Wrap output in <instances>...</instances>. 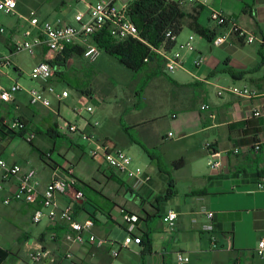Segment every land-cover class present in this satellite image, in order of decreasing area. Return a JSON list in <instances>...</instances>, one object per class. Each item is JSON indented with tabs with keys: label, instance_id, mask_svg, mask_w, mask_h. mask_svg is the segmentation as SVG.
<instances>
[{
	"label": "crops",
	"instance_id": "1",
	"mask_svg": "<svg viewBox=\"0 0 264 264\" xmlns=\"http://www.w3.org/2000/svg\"><path fill=\"white\" fill-rule=\"evenodd\" d=\"M132 1L133 0H128L121 4H128ZM17 2V13L12 14L15 15L16 18L9 26V33L5 38V43L12 54L16 53L13 51V36L19 31L23 29L25 31L27 29L26 26L29 23L22 18V15H26L30 9L38 10V14H40L42 19L56 20L57 18H62L68 20L66 14L72 4H82L77 0H17ZM181 6L185 12L196 14L198 21L202 25L211 29H216L218 34L228 31L229 27L219 28L214 24L210 18V11L213 7L222 9L229 19L235 20L243 29L254 33L258 37L264 32V0H201L196 4L184 3ZM205 12L209 20H201ZM54 15H56V17H53ZM187 24L185 26H187ZM190 31L193 32L192 34L195 33L191 29ZM189 36L186 35L182 37L180 33L176 37V41L177 43L184 42L188 40ZM199 36L200 38L196 42L194 38L196 50L193 52H184L183 68L178 70L177 77L170 78L171 89L166 88L167 82L164 76L167 75V73L164 70L154 75L150 79V82L153 79H158L157 82L154 83V86L156 94L160 96L159 98L169 99L171 102L174 101L180 105L187 99L188 94L191 93V95H195L192 91L193 89H197V91L205 97L199 106V110L196 109L194 112L196 114H189L182 122L187 125H192L193 129L187 130L188 132L184 130L182 133L183 135H181L177 141L183 142L200 133L212 131L213 137L215 138L210 142L214 150L220 153V156H212L207 146L204 145V147L212 157L210 160L220 159L222 164L218 169H213L209 164V160L208 165L211 170L206 172L196 167L195 170H190V174H187V172L183 174L181 171L185 169L186 163L183 158H180L184 160V164L182 167H175L177 177L172 179L175 183V195L173 197L179 193V189L182 187L184 198L181 197L182 205H180L178 210L173 207L164 210L162 221L171 230H191L192 233L193 231H197L203 236V234L209 233L204 230V225L211 221L203 217L196 218L195 216L192 220L191 214L198 215L203 208L212 210L215 212L214 219L211 222L215 225V230L212 233H215L217 237V242L215 244L212 242V234L209 233L212 245L218 247L221 240H228L230 244L233 242V248L234 237L230 233H233L232 230H234L236 226L233 218L237 210L224 208L222 204L228 203L235 197V188L243 186V188H247V192H253L258 189L259 183H264V46L259 40L253 43H247L246 40L237 33H232L228 41L215 46L212 43L208 46L205 40L207 42L209 41L201 35ZM209 50L211 51L210 53ZM47 56V48H39L36 51L35 60L39 61ZM199 57H203L204 61L200 65H196L195 60ZM68 60L69 67L63 69L65 78L63 75L59 76L56 74L53 79L54 83L66 79V76L82 78L88 70L91 73L88 64L94 61L86 59L83 55H73ZM11 62L14 69L21 74L22 70L20 65L12 58ZM97 73H92L95 74V76H91L87 85H75L79 88L92 90V94L88 95L77 89V93L79 94L78 98L80 101L84 102L83 105L90 103L92 100H96L93 96L100 98V93L103 94V91H106L100 88L97 89L98 91L92 89L94 82H97ZM233 86L249 88L255 92V96L244 97L231 92H224L222 95H219V91L223 88ZM174 88L178 89V92L174 91ZM169 90H171V92ZM71 95V92H69L68 97ZM212 95H216V97L212 99ZM18 97L19 96H14L13 100L8 103L0 100L2 118L7 121L19 117L23 118L28 122L27 128H31L36 132V137L32 143L22 137V139L30 145L28 146L21 142H16L14 136L18 135L2 133L0 137V156L9 164L21 165L23 170L35 168L38 172L41 190H43L49 182L52 170L55 166L59 165L65 168L71 164L68 163L66 165L67 162L58 163L52 159V152H56L58 149V136H51L48 131L55 123H59V121L54 118V110L59 109L61 104L58 103L57 109H55L54 106L50 109L41 105L31 104L29 98H22V100H19ZM205 103L210 104V110L203 109ZM257 109L262 113L259 116L254 115V111ZM211 112H214L216 116L211 117ZM136 114L138 113H131L129 116L131 125H121L122 129L116 127L115 131L111 129L110 125L97 128V126L92 125L94 124L93 121L88 119H85L82 126L91 135H95L96 138H99L100 142L105 143L108 148H121L127 153H138L141 151V142L130 135L129 128L131 127H135L143 138L152 145L160 148H163V146L166 145V141L173 137V135L169 136V133H172L171 131L167 134L162 133V131H160L161 128L158 126H156L154 130L150 128L148 123L155 118L147 119L142 117L137 119ZM177 116V113L173 114V117ZM180 125L182 124L180 123ZM42 132L45 133L43 134ZM63 138L68 139L66 137ZM197 139L199 140V138H194V146L202 143L201 140L198 141ZM258 141L262 142V148L259 152H255L252 150V146ZM89 143L90 141H79L76 142L75 145L71 143V146L72 148L78 147L80 149H85ZM76 144L79 146H76ZM142 146L144 147V145ZM60 148L62 147L60 146ZM235 150L239 151L236 152ZM59 152L61 154V150H59ZM47 154H49L50 157L47 156ZM97 158L102 163L104 162L101 157ZM72 165L75 175L79 179V183H77L76 187L85 192L80 186V184L84 185L85 183L76 172L74 162ZM112 171L115 172L113 169ZM258 173H261L263 177ZM4 174V171L0 170V185H3V188H0V264H108L109 258H111L108 251L112 246L99 249L91 244L70 242L67 239V234L71 231V227L66 220L59 216H57L56 220H50L45 217L40 223L35 224L32 221L34 209L36 207L35 204L26 203L17 199H13L9 203H6V197L17 189L18 181L17 177L13 175L4 179ZM152 180L153 178L151 177L150 181L137 191L133 190L129 183L125 181L124 185L116 182L118 184L116 187L118 192L115 196L103 194L109 197L111 201L116 202V205L110 211L113 220H116V214H122L123 217V210L135 213L139 216V221L137 222L138 233L142 237L145 236V231H149L151 234V251L147 247L146 242L138 244L141 246V251L139 252H135L131 250V248H128L130 255L132 253L130 257L133 258L134 262L136 257H138V264H168V249L165 248V251L162 252H158L156 249L158 242L164 246L167 239L164 236L159 238L157 237L159 234L153 233L148 223L152 219V215L146 209V227L140 225L144 216L140 215L139 210L143 208L142 206L146 203V198H148L151 192L150 185ZM184 181L188 182L187 185ZM226 183H228V185ZM250 187H253V189H250ZM130 191L134 193L128 195ZM137 197L139 200H136ZM163 199H165V196L162 197L161 200ZM132 200H136L134 209L127 207L129 201ZM58 201L61 208L74 202L76 205L75 217L77 219L84 220L91 217L96 223L93 232L98 237L112 239L102 234L100 230L101 220L99 214H105L108 217L107 213L101 211L98 208L101 205L91 201L87 194L84 199L77 202L73 200L71 194L60 196ZM88 202H91L93 205L92 211L88 210L86 204ZM169 209H174L179 213L173 228L163 220V215H165ZM182 216H187V220L185 221L182 219ZM123 226H125L126 231L125 223ZM191 244H193V246H198V243L194 245L196 244L194 236H192ZM39 251L44 253L43 258L35 262L30 260L31 253ZM174 252H183L188 255L197 252V250L191 249V246H186V249L182 247V249ZM173 254L170 262L173 261V256H175Z\"/></svg>",
	"mask_w": 264,
	"mask_h": 264
},
{
	"label": "rangeland",
	"instance_id": "2",
	"mask_svg": "<svg viewBox=\"0 0 264 264\" xmlns=\"http://www.w3.org/2000/svg\"><path fill=\"white\" fill-rule=\"evenodd\" d=\"M125 1L128 0H117V3L121 5V3ZM94 2H96V0H94ZM82 8V4L73 3L66 14L68 20L73 22L76 10ZM56 15L53 17H56ZM15 18V15L0 11V28L3 27L5 29L4 33H0V56H9L14 59L20 65L22 73L20 74L19 71L15 70L13 64L0 68L1 88H10L13 82L19 81L27 90L39 89L40 83L33 80L30 76L31 70L37 62L35 60V55L25 50L12 54L5 43V38L9 33V26L14 22ZM205 19L209 20L206 12L203 14V17H201V20ZM26 27L29 28V24ZM23 31L24 29L19 31L18 35L22 36ZM192 33L193 32L185 26L181 32V36H189ZM194 35L196 42L200 36L196 33H194ZM205 42L208 46L211 44L206 40ZM210 52L211 51L209 50V53ZM88 66L91 73L87 69L88 72L86 71L85 76L82 78L66 76V79H62L60 82L53 84L54 92L47 93L51 98L52 107L54 106L55 109L58 108L59 103L56 98V93L61 92L63 89H67L72 94L60 103V116L54 112V118L56 120L61 121L62 117L68 122L77 123L83 127L82 123H84L85 119H88L92 120L94 124H91L97 126V128L110 125L111 129L115 131L116 127L121 128V125H131L129 120L130 114L138 113L136 114L137 119L142 117L147 119L155 118L148 123L151 129L154 130V128L158 126L161 128L160 131H162V133L168 134L170 131L173 133V137L166 141V145L163 146V148H160L152 145L149 141L143 138L135 127H131L129 128L130 135L141 142V151L138 153H127L132 159L131 167L133 170L147 172L153 178L150 185L151 192L149 193L148 198H146V203L142 206L143 208L139 210L140 215L144 216L140 225L146 227L145 216L146 210H148L152 215V219L148 223L153 233L159 234L157 236L159 238L164 236L167 239L164 246L158 242L156 249L158 252L165 251V248L168 249V264H173L175 261V256H173V261L170 262L172 254L175 253L173 255H176V252L174 251L182 249V247H185L186 249V246H191V249L197 250V252L193 254H188L191 259L189 264H264V257L255 253V248L258 245L259 239L264 236L263 189H256L253 192H247V188L239 186V188H235L234 190V193L236 194L235 197H233L228 203L222 204V207L224 208L237 210L233 218L236 226L234 230H232L233 233H230L234 237L233 248V242L230 244L228 240H221V243L218 244L219 246L214 247L209 233L203 234L202 236L197 231H193L192 233L191 230H171L162 221L164 210L170 207L178 210L180 205H182L181 197L184 198V191L181 187L179 193L175 197L170 200H161L166 194L170 178L174 179L177 177L174 161L180 158L185 160L186 167L181 171L183 174L186 172L187 174H190V170H195L196 167L206 172L211 170L208 162L212 157L205 149L204 145L207 146V144L211 143L210 141L215 138L213 137L212 131L208 133H200L199 135L183 142L177 141L178 138L183 135L182 133L184 130L189 131L190 129H193L192 125H187L182 122L189 114H196L194 112L196 109L199 110V106L205 97L201 95L197 89H193L192 91L195 95H191V93L188 94L187 99L184 100L181 105L174 101L171 102L169 99H161L159 98L160 96L156 94L154 86V83H156L158 79H153L151 82L149 81L150 84L148 82L143 89L149 76L147 66L142 71L135 72L104 50H102L99 57L94 62L89 63ZM178 70L179 69L174 72H167V75L164 76L165 81L167 82L166 88L171 89L170 78L177 77ZM92 73H97L98 75V83L94 82L92 89L98 91L97 89L100 88L106 91H103V94L100 93V98L93 96L96 100L90 102L93 107L92 112L83 110L79 113L80 107L83 106L84 102L80 101L78 98L79 94L77 93L75 85H87L91 76H95V74ZM169 91L171 92V90ZM174 91L178 92V89L174 88ZM15 96H19V100H22V98H29L26 91L17 92ZM215 97L216 95L211 96L212 99ZM174 113H177L178 116L173 117ZM180 123L182 125H180ZM42 133L44 134L45 132ZM14 138L16 142H21L24 145L30 146L21 136H14ZM194 138H199L202 143L194 146ZM57 139L58 149L56 152H52V159L58 163L67 162L66 165L74 162L76 172L85 183L84 185L80 184V186L85 190L88 198L95 203H99L101 207L107 210V207L110 204L108 199L102 194L104 193L105 195L115 196L118 192L116 189L118 184L116 181L109 178L112 173L111 167H109L107 163L99 161L97 156L94 157L91 154V149L94 148L95 143L90 142L85 149H80L78 147L72 148L68 139L61 136H58ZM142 145H144V147ZM60 146L62 148H60ZM59 150H61V154ZM184 183L187 185L188 182L184 181ZM226 184L228 185V183ZM250 189H253V187H250ZM136 200H139L138 197ZM136 200L129 201L127 207L134 209ZM86 204L88 210L92 211L93 205L91 202ZM194 216L196 218L203 217L207 219L206 216L201 213L198 215L192 213V220ZM116 217V220H113L112 218H108L105 214H99L101 220L100 230L102 231V234H105L118 242L111 247L112 250H120V255L113 258L110 255L111 249H109L108 253L111 258H109L108 264H138V257H136L134 262L133 258L130 257L132 256V253L130 255L128 248H120V244L125 240L127 233L125 231V226H123L124 221L122 214H116ZM181 218L185 221L187 220V216H182ZM214 235L216 234L214 233ZM192 236H194V240L196 241V244L194 245H197L198 243V246H193V244H191ZM129 248L135 252L141 251V246L136 243L130 244Z\"/></svg>",
	"mask_w": 264,
	"mask_h": 264
},
{
	"label": "built area",
	"instance_id": "3",
	"mask_svg": "<svg viewBox=\"0 0 264 264\" xmlns=\"http://www.w3.org/2000/svg\"><path fill=\"white\" fill-rule=\"evenodd\" d=\"M83 5L82 9H77L73 18V22L62 18L56 20L42 19L36 9H30L26 15H22L30 25L22 36L16 33L13 36L14 52L28 51L33 55H36V51L39 48H47L48 56L42 60H39L33 66L30 76L33 80L40 83L39 89L27 90L19 81L13 82L10 88H1L0 100L3 102H11L17 92L26 91L29 95V101L34 105H41L52 109V101L47 93L54 92L53 79L56 76L55 58L58 54H61L67 45H79L83 48V56L90 60L95 61L101 54L100 47L93 41L92 36L102 28H108L110 34L117 42L125 41L128 38L140 37V32L136 24L133 22L129 15V4L124 3L119 5L116 0H77ZM181 5L184 3L196 4L201 0H175ZM17 0H0V11L7 14L17 13ZM210 18L219 28L229 27L228 31L219 33L212 41L214 45H220L229 40L232 33H237L246 40L247 43H253L259 40L264 46V32L258 37L254 33L243 29L235 20L229 19L224 11L219 8H211ZM3 27L0 28V32H4ZM166 36L174 41L172 47H167L166 44L160 47H153L163 59V70L167 72H174L177 69L184 66V52H193L196 50L194 44L195 35L191 34L188 40L177 43L176 36L172 31H167ZM204 61L203 57H199L195 60L196 65H200ZM12 65L11 58L9 56H0V68ZM66 68L69 67V60L66 61ZM224 92H231L238 96L253 97L255 92L249 88H241L237 86L223 88L219 91V95ZM69 96V90L63 89L61 92L56 93V98L59 103ZM203 109L210 110L211 106L208 103L203 105ZM83 110L89 112L93 111V107L90 103H86L80 107L79 113ZM54 112L60 116L59 109ZM260 110H255L254 115H261ZM211 117H215L216 114L211 112ZM61 121L58 123L59 132L66 136L73 143L79 141H90L95 143L94 148L91 149V154L94 157H101L105 163L111 167L116 174H118L122 180L129 183L133 190H140L146 185L151 176L140 170L132 169V159L127 152L121 148H108L105 143L100 142L99 138L95 135H91L84 127H81L77 123H71L61 117ZM0 127L5 131L16 130L22 132V137L28 142H33L36 137V132L31 128H24L19 118H14L11 121L3 120L2 107L0 106ZM25 129V130H24ZM2 132L0 131V137ZM169 133V136H172ZM207 148L211 152L212 156H220V153L214 150L211 143L207 144ZM262 148V142L258 141L253 144L252 150L259 152ZM238 152L239 150H235ZM47 156L50 157L49 154ZM210 166L213 169L221 167V160H210ZM0 170L4 171V179L13 175L17 177V189L10 193L5 202L9 203L13 199L22 200L26 203L35 204L32 221L37 224L40 223L45 217L50 220H56L57 216L66 220L71 227V231L67 234V239L70 242L78 244H91L95 247L102 249L108 246H114L118 243L116 240L107 239L104 237H98L93 228L96 223L94 219L88 217L84 220H79L75 217V203H69L64 207H60L58 198L64 195H72L75 202L84 199L85 195L83 190L76 187L79 183V179L76 177L74 167L69 164L67 167L62 168L57 165L53 168L49 182L46 187L41 190L40 180L38 172L35 168L23 170L19 164H9L5 159L0 156ZM3 188V185H0ZM258 189L264 190V183L258 184ZM123 212V221L126 225V237L123 243L120 244V248H129L130 244L142 243V236L138 233L139 216L129 211ZM201 214L205 215L208 221L214 219L215 212L206 208L201 210ZM179 216V213L174 209H169L163 220L169 224L172 228ZM196 219V218H195ZM206 223L204 230L211 233L212 242L216 244L217 237L212 233L215 230L213 223ZM255 253L264 257V236L258 241V245L255 248ZM111 257L116 258L120 255V250H112ZM44 253L41 251L31 253L30 260L33 262L39 261L43 258ZM190 257L183 253L177 252L175 255V261L173 264H188Z\"/></svg>",
	"mask_w": 264,
	"mask_h": 264
},
{
	"label": "trees",
	"instance_id": "4",
	"mask_svg": "<svg viewBox=\"0 0 264 264\" xmlns=\"http://www.w3.org/2000/svg\"><path fill=\"white\" fill-rule=\"evenodd\" d=\"M129 15L138 27L140 37L142 39L128 38L125 41L117 42L106 27L97 31L92 36V39L101 50H104L108 54L114 56L122 64L134 70L135 72H140L147 66L149 70V76L143 89L154 75L163 71V59L157 52L154 51L153 47H160L166 44L169 48L175 43L166 36L167 31H172L173 35L177 37L188 22L187 26L192 31L198 35H201L210 43H212L213 39L218 35V31L216 29H211L202 25L198 21L196 14L185 12L181 4L175 0H133L129 4ZM73 55H83V48L79 45H67L64 51L56 56L55 66L65 67L66 61ZM64 73L65 72L63 70H56V74L59 76H64ZM75 88L88 95L92 94V90L90 89H83L76 86ZM19 120L23 124L24 128L28 126V122H26V120L21 117H19ZM0 131L4 134H14L22 137V132H18L16 130L5 131L4 128L0 127ZM48 132L51 136L66 137L59 132L58 123H55ZM70 142L73 143L72 141ZM73 144L75 145V143ZM76 146L79 145L76 144ZM183 164V159H179L174 162L175 167L178 168L182 167ZM258 174L263 177L261 173ZM109 178L119 184L124 185L125 183L124 180H122V178L113 171ZM83 193L86 197L84 191ZM102 195L108 199L110 205L107 207V210L101 206L98 208L101 211L106 212L108 217L111 219L112 216L110 211L116 205V202L111 201L110 198L104 194ZM174 195L175 183L174 180L170 178L165 199H170ZM144 234L145 236L142 237V242H146L147 247L151 251V234L149 231H145Z\"/></svg>",
	"mask_w": 264,
	"mask_h": 264
},
{
	"label": "water",
	"instance_id": "5",
	"mask_svg": "<svg viewBox=\"0 0 264 264\" xmlns=\"http://www.w3.org/2000/svg\"><path fill=\"white\" fill-rule=\"evenodd\" d=\"M65 67H63V66H61V67H56V70H63ZM134 192L133 191H130L129 193H128V195L129 194H133Z\"/></svg>",
	"mask_w": 264,
	"mask_h": 264
}]
</instances>
